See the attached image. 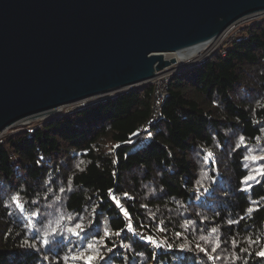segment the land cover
Returning <instances> with one entry per match:
<instances>
[{"label": "trees", "instance_id": "obj_1", "mask_svg": "<svg viewBox=\"0 0 264 264\" xmlns=\"http://www.w3.org/2000/svg\"><path fill=\"white\" fill-rule=\"evenodd\" d=\"M226 52L177 74L157 121L150 84L0 139V264H264V21Z\"/></svg>", "mask_w": 264, "mask_h": 264}, {"label": "water", "instance_id": "obj_2", "mask_svg": "<svg viewBox=\"0 0 264 264\" xmlns=\"http://www.w3.org/2000/svg\"><path fill=\"white\" fill-rule=\"evenodd\" d=\"M263 15L264 0H0V139L141 90L176 63L167 55Z\"/></svg>", "mask_w": 264, "mask_h": 264}, {"label": "snow or ice", "instance_id": "obj_3", "mask_svg": "<svg viewBox=\"0 0 264 264\" xmlns=\"http://www.w3.org/2000/svg\"><path fill=\"white\" fill-rule=\"evenodd\" d=\"M132 135L133 136H139L140 133L139 132H135ZM150 135H151V133H149V136ZM241 140H243V138H241ZM128 142H130V143L132 142L131 137L129 138V141ZM117 147H119V145H117ZM238 147H239V145H238ZM208 155L211 156V153H209ZM261 158L264 159V157H261ZM245 159H247V157H245ZM261 174H264V172H262ZM250 180L255 181L256 180V177L253 176V175L245 176V177H243L241 179V183L242 184H247V182L250 181ZM256 182H259V181H256ZM248 187L250 188L251 185H248ZM108 191H109V199L112 200V202L117 206V208L120 209L121 214L124 215V216H126L128 218V220L130 221L131 220V214L128 213L127 208H125L121 204V201L119 199H117V197L114 195V190L113 189H109ZM124 197L125 198H128V194L125 193L124 194ZM13 202L16 203L18 206H20L19 193H17L13 197ZM253 210L254 209L249 208L246 211L248 213H251ZM256 210H258V209H256ZM241 219H243V217H241ZM229 223H232V221H229ZM126 227L131 228V223L129 222V224L126 225ZM159 230L160 231H163V228H160ZM84 231H86V229L80 223L75 224L74 227H72V228L69 229V232H71L72 235L77 236V237L81 236V233H83ZM121 231H123V229H121L120 231H118L116 234L119 235ZM213 231H215V229H213ZM109 235H110V233L105 232L104 237H107ZM104 237H97L96 240L97 241L102 240V239H104ZM144 239L147 240L148 242H152V238L151 237L145 236ZM44 243L47 244L48 241L45 240ZM102 246L106 247V245H102ZM95 247H96L95 243L89 242L86 245V250H91V249H93ZM108 251L111 252L112 249H108ZM201 251H206V250L205 249H201ZM212 251L215 252L216 249L213 248ZM241 251H247V250L246 249H241ZM255 255L257 257H259V258H264V248H261L259 251H257L255 253ZM72 259H81V260L84 261V264H92V262L95 261V260H97V259L103 261V260H106L107 258L104 257V256H102V255H100L99 249H97L95 254H89V255L86 256V258L84 256H76V255H74L72 257ZM245 264H247L246 261H245Z\"/></svg>", "mask_w": 264, "mask_h": 264}, {"label": "built area", "instance_id": "obj_4", "mask_svg": "<svg viewBox=\"0 0 264 264\" xmlns=\"http://www.w3.org/2000/svg\"><path fill=\"white\" fill-rule=\"evenodd\" d=\"M237 25H235V26H237ZM233 29H230L228 31V33L224 36V37L228 36L225 40H223V41H219L218 40L215 44L214 43H213V45L210 44L208 47H210V46H212V47L201 58H190L191 60H188V62H186V63L180 62V63L174 64V66H172V68H169V69H166L165 71H162V72H167L170 69H172V71L170 72L169 75L163 76V75H161L162 74V72H161V73H159L156 76V78L152 81L156 85L155 86V88H156L155 96L157 98V101H156V103H157L156 104V114L158 113L159 105H161L163 103V101L166 99L168 86L171 84L172 79L174 78V75L175 74L177 75V74L182 72V71H180V67L183 64H192V63H196L197 64V63H200L203 60L204 56H213V55L216 56L219 53L222 54V55H225L227 53L226 52L227 46L234 40L235 36L237 35V31H234ZM232 31H234V33L232 35H230L232 33ZM171 74H172V76L170 77V79H168V77ZM155 121H157V120H155Z\"/></svg>", "mask_w": 264, "mask_h": 264}, {"label": "rangeland", "instance_id": "obj_5", "mask_svg": "<svg viewBox=\"0 0 264 264\" xmlns=\"http://www.w3.org/2000/svg\"><path fill=\"white\" fill-rule=\"evenodd\" d=\"M264 21V15L263 16H260V17H256V18H253V19H250V20H247V21H244V22H241L240 24H238L237 26L234 27V31H237V34L240 33L241 30H244L246 27H248L250 24H253V23H260V22H263ZM238 29V30H237ZM234 31H232V33L230 35H232L234 33ZM226 35V34H225ZM225 35H223L222 37H224ZM227 38V37H226ZM230 45V44H229ZM228 45V46H229ZM227 46V47H228ZM205 55V54H204ZM169 56V55H167ZM168 58H171V57H168ZM169 60V59H168ZM172 66H174L172 64ZM169 69V68H168ZM173 74V73H172ZM172 74L168 77V79H170V77L172 76ZM176 75V74H175ZM175 75H174V78H175ZM173 78V79H174ZM172 79V80H173ZM172 83V82H171ZM153 86H156L153 82H152ZM83 105L81 103H78L76 105H70V106H67V107H64L62 108L61 112L58 114V115H62V114H69V113H72V112H76L78 110H80L79 108H81ZM158 116L159 114L157 113L156 116H155V120L158 119ZM51 119V118H50ZM46 120H49V118H46ZM46 120H37V121H32L31 123L27 124V125H21V126H15V128L13 129H10L8 131L5 132L4 134V137H7V136H10V135H13L15 134L16 131H19L20 129L24 128V127H31L32 125H35L37 123H42V122H45Z\"/></svg>", "mask_w": 264, "mask_h": 264}, {"label": "bare ground", "instance_id": "obj_6", "mask_svg": "<svg viewBox=\"0 0 264 264\" xmlns=\"http://www.w3.org/2000/svg\"><path fill=\"white\" fill-rule=\"evenodd\" d=\"M235 27V26H234ZM234 27H232L231 29H233ZM226 37H228V36H226ZM226 37H221L220 39H219V41H223V40H225L226 39ZM215 44V43H214ZM213 45V44H212ZM212 46H210V47H208V45H206V46H203L202 48H198L197 50H195V49H192V50H187V52H184V53H181V52H179V53H172V54H170L169 56H167V59H169V60H171L172 58H174V59H176V63L175 64H177V63H180V62H185V61H188V59H190V58H200V57H202L207 51H209L210 50V48H211ZM168 57H171V58H168ZM174 65V64H173ZM170 68H172V67H170ZM165 71V70H164ZM172 71V69H170L169 71H167V72H162V74L161 75H163V76H167V75H169L170 74V72Z\"/></svg>", "mask_w": 264, "mask_h": 264}]
</instances>
